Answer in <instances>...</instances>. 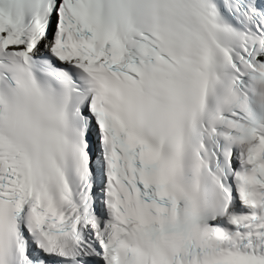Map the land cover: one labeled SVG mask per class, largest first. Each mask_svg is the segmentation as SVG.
<instances>
[{"label":"snow or ice","instance_id":"1","mask_svg":"<svg viewBox=\"0 0 264 264\" xmlns=\"http://www.w3.org/2000/svg\"><path fill=\"white\" fill-rule=\"evenodd\" d=\"M0 264H264V0H0Z\"/></svg>","mask_w":264,"mask_h":264}]
</instances>
